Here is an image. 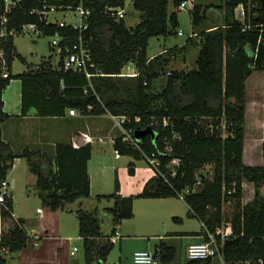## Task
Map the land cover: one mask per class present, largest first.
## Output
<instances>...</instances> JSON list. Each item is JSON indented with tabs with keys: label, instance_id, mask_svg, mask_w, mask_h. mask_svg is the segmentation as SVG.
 I'll return each instance as SVG.
<instances>
[{
	"label": "trees",
	"instance_id": "trees-1",
	"mask_svg": "<svg viewBox=\"0 0 264 264\" xmlns=\"http://www.w3.org/2000/svg\"><path fill=\"white\" fill-rule=\"evenodd\" d=\"M9 1L0 0V122L9 118L3 110V92L12 80H19L21 117L31 109L36 117L43 118L64 117L69 110L80 116H124L129 119L124 128L148 132L139 139L134 135L137 147L123 143L119 134L113 139V150L120 156L145 160L148 165L146 159L153 155L158 163L157 168L149 165L154 176L137 195L121 196L115 177L113 193L96 196L99 201H113L112 207L104 209L113 223L109 235L101 233L96 212H76L85 264H106L114 247L109 240L114 225L133 217L135 199L180 196L189 217L201 224L199 233L186 235L202 237L204 228L213 234L224 264H264V197L260 196L264 166L243 162L246 81L254 72H264V0H222L218 7L204 8L197 0H129L139 13L134 27L105 12V7L123 6L127 0ZM183 2L190 9L194 28L205 18L210 25L192 32L196 40L188 37L183 45L148 58L149 39L177 35ZM79 5L91 12L82 32L83 46L94 64L89 71L103 76L88 80L83 73L64 70L63 53L58 54L56 65L51 58L42 59L36 68L27 65L23 73L13 75L14 60L25 63L13 41L26 25H35L43 37H67L69 48L78 44L77 30L70 25L60 27L56 21H48L47 15L51 9L58 13ZM238 6L243 9L242 20L235 17ZM211 10H216V15ZM12 31L14 35H10ZM192 45L198 47L195 67L170 75L167 72L164 86L155 91L154 81L162 76L170 58ZM127 65H134L140 75L118 77ZM261 152L264 162V139ZM18 158L26 161L35 176V190L43 208L57 212L65 204L89 197L90 143L78 147L71 141L56 144L50 158L28 148L15 155L0 142V182ZM128 168L133 175L135 164L129 162ZM207 168L210 172H205ZM244 182L254 186V197L247 204H242ZM12 210L11 196L1 209L0 250L8 253L0 254V264L6 263L7 255L33 248L24 220L15 219ZM154 252L159 253L160 264L171 262L176 254L173 247L160 241ZM212 259L189 260L186 264H211Z\"/></svg>",
	"mask_w": 264,
	"mask_h": 264
},
{
	"label": "rangeland",
	"instance_id": "rangeland-1",
	"mask_svg": "<svg viewBox=\"0 0 264 264\" xmlns=\"http://www.w3.org/2000/svg\"><path fill=\"white\" fill-rule=\"evenodd\" d=\"M222 0H197V3L203 8L206 6L218 7ZM239 10L237 9V16H239ZM190 9L188 6L178 12V24L179 27L176 31H181L183 36L172 35L166 38L163 37H153L148 41L147 47V57L152 58L156 56L159 52L165 50L167 52L172 47L183 45L192 32L203 31L207 26L210 25V21L205 18L202 24L198 28H194L191 22V17L189 13ZM126 15L124 22L127 27H134L139 21V13L134 11L131 2L126 1ZM203 10H201V14ZM216 15V10L214 12ZM48 21L50 22H60L64 21L66 23H72L75 18L72 13H61V12H49L47 15ZM240 18V17H239ZM196 40V37H193ZM14 46L17 52L25 58L26 62L15 59L12 63V73L14 75L23 73L27 69V65H31L36 68L42 59L51 58L53 65L58 62V53L55 48L50 50L51 38L49 37H39L34 38L30 34H22L14 38ZM198 53V47L195 45L188 46L184 53H178L176 56L170 58V63L165 68L162 76L154 81V90L160 91L164 86L167 78V72L180 71V70H190L195 66V60ZM167 54V53H166ZM136 71L134 65H127L121 71L122 74L134 73ZM77 116H80L79 114ZM79 120V119H78ZM82 119L78 122L81 123ZM82 124V123H81ZM97 126L100 130L97 131L95 135L106 137L108 135L111 139L117 137L121 132L120 129L115 125V123L106 117L96 118L93 123L90 122V127L95 128ZM107 136V137H108ZM264 139V72H254L246 81V110H245V124H244V148H243V162L247 166H264L261 152V143ZM93 160H92V177L96 180H100V173L103 168L106 167L110 177L109 182H114L115 174L120 177L123 184H127L129 191H133L138 182L146 176H151L153 170L145 162V160H136L129 156H120L118 159H114V150L112 144L106 140L101 139L100 142H95L93 145ZM23 162V161H22ZM133 162L135 164L136 177L135 174L131 175L129 173L128 163ZM101 166V169H100ZM25 163H17L13 177L15 178V189L14 196L16 204V213L22 215L26 220L24 229L27 231L29 237L31 233L37 232L39 235L40 230L48 231V235H55L58 238L70 240L68 241V249L72 250L76 247L75 252L76 258L80 262L84 261V251L82 248V241L78 237V220L76 218V212L80 209L87 212H96L100 220L101 233L105 236L108 235L113 227L111 215L105 213L104 209L112 207V201H98L96 199V192L92 189L90 195L86 199L75 201L71 204H65L63 210L57 212H46V208L42 207L41 200L37 195L35 186L27 184L24 175ZM103 171V172H104ZM117 171V172H115ZM205 172H210L207 168ZM112 193V192H111ZM260 196L264 197V187L260 190ZM254 197V186L251 183H243V199L242 204H247L252 201ZM80 202L82 204L79 206ZM174 204L182 208L184 211V205L182 199L178 198L174 201ZM141 209V207H139ZM226 208V206H225ZM39 210V212H37ZM142 214V213H141ZM185 219V225L183 230L186 231H197L198 222L194 219H187L182 214ZM137 220V219H135ZM139 220V219H138ZM125 221V220H123ZM122 221V223H123ZM125 223V222H124ZM170 224V223H169ZM59 226V230L57 228ZM121 225H114L115 228H119L121 236L125 237V233L121 231ZM42 227V228H41ZM4 228V226H3ZM38 228V229H37ZM33 229V230H32ZM51 232V233H50ZM157 232L156 230H135L133 232L136 236L145 237L146 241L149 242V251H154V245L158 243V240H154L152 236ZM162 236L166 233L163 231ZM46 234V233H44ZM52 237V236H49ZM65 242V241H64ZM45 243V240L40 243ZM67 243V242H66ZM129 245H132L129 244ZM171 245V244H170ZM186 239L183 241L181 246L175 244V257L169 264H184L187 262L186 255ZM65 248V247H63ZM59 257L62 260V256L65 254L63 250ZM38 250L39 248H33ZM32 251V249H28ZM132 250H126V252H120L119 250V240L114 242V247L110 254L108 255L106 264H132ZM18 257L19 254L14 255ZM74 259V258H73ZM18 261V259H17ZM7 264H16V259L14 257L8 260ZM211 264H224L220 256H216L212 259Z\"/></svg>",
	"mask_w": 264,
	"mask_h": 264
},
{
	"label": "crops",
	"instance_id": "crops-1",
	"mask_svg": "<svg viewBox=\"0 0 264 264\" xmlns=\"http://www.w3.org/2000/svg\"><path fill=\"white\" fill-rule=\"evenodd\" d=\"M210 13L214 15L213 10H211ZM32 69L34 68L32 67ZM11 73H12V68H11ZM2 100H3V110L9 116V118L6 119L4 122H0V142L7 144L15 155H18L22 149L28 148L31 150H38L41 153L52 158L54 156V147L56 144L68 143L70 141L72 142V144L75 143L76 145H84L86 142L90 143L91 159L88 163L90 191L92 192V189H94V191L97 194L96 196L109 195L111 194V192L113 193L114 182H109L108 178L110 177V175L108 174V171L107 172L104 171L106 170V167L103 168L104 172L102 171L100 173L99 181H96L92 177V173H93L92 160L94 157L92 145L95 142H100L101 139H106L111 144L113 142V139H111L108 135H106V137L95 135L97 134L96 132L100 130L97 126H95V128L92 127V129L90 127V122L93 123L95 119L99 117H106L105 115L99 117L70 116L66 112L64 117L43 118V117H36L35 110L31 109L27 116L21 117L20 116L21 82L19 80H12L10 82L9 86L3 92ZM78 119L79 120L82 119L81 121L82 124L78 122L79 121ZM83 137L87 138L85 143ZM118 157L120 156L114 154V159H118ZM17 163H25L24 175L26 177L25 180H27V184H31L35 186L36 178L34 175H32L29 172L28 165L26 161L22 158H18L14 160L13 166L7 175V180L10 183V193L13 200L12 216L15 219L24 220V225H25L26 220L22 217V215L16 213V204L14 203L16 198L14 196V191H13L15 189V178L12 175L14 173V169ZM134 174L135 175L133 177H136V172H134ZM115 176L117 177L119 182V194L123 197H127L130 195H137L138 193H140L146 182L152 176H154V172L150 177L149 176L143 177L138 182V185L135 186V189H132L133 191H129L128 187L126 186L127 184H123L120 177L117 176L116 174ZM177 199L178 198L135 199L132 204L133 217L130 220H125L123 221V223L122 222L120 223L122 224L121 231L125 233V237L121 236L118 228V232H119L118 240H119L120 252L121 253L126 252V250H130V249L132 250L133 253L136 251H149V247H150L149 242L146 241L145 237L134 235L133 232L135 230H140V231L151 230V229L156 230L159 233L151 235L150 237L157 236L154 237V240H158V243L159 241L166 243L167 245L173 247L174 249H175V244L181 246L185 239L188 245L201 242L202 238L199 235L197 236L186 235L190 233H196V234L199 233L201 230V224L195 218L189 217L188 207L184 202H183V205L185 207L184 211L182 210V208L174 204V201H177ZM102 200L112 201L107 199H101L100 201ZM81 204L82 202H80L79 206ZM112 205H113V201H112ZM139 207H141V209ZM45 210H47L46 212H49L48 209ZM182 214L184 217H187V219L189 218L196 220L198 222L199 229L195 232L183 230L182 228H184L185 219L182 217ZM174 218H177V220H174ZM57 228L59 230L58 225ZM163 231L166 233L165 236H162ZM40 233L43 234L42 235L40 234L42 238L38 243L37 246V248H39L38 250H34L33 248L36 247H33L32 251L26 249L17 253L19 254L18 257L14 256L16 254L7 255L5 264H7L8 260L12 259L13 257L14 260L16 259V264H85L84 261L80 262V260L76 258L75 252L77 250L74 252L73 255L71 254L73 249L72 250L68 249L69 247L67 240L58 238L56 236L57 234L48 235V231L46 229L45 231L40 230ZM43 239L45 240V243L40 244L43 241ZM131 243L132 245H129ZM158 243H156L154 247ZM62 248L65 251V254L62 256L63 258L61 260L59 255L61 254L60 251H62ZM188 261L189 260L187 258V262Z\"/></svg>",
	"mask_w": 264,
	"mask_h": 264
},
{
	"label": "built area",
	"instance_id": "built-area-1",
	"mask_svg": "<svg viewBox=\"0 0 264 264\" xmlns=\"http://www.w3.org/2000/svg\"><path fill=\"white\" fill-rule=\"evenodd\" d=\"M6 3H9V0H5ZM180 7L182 9L187 7V3L183 2L181 3ZM237 9L239 10V16H237ZM50 12H54L52 9ZM105 12L109 13L110 16L115 17L116 20H121L125 18L126 15V1L123 6L119 7H105ZM64 14L72 13L75 20L72 23H66L64 21L57 22V24L62 26H71L74 30H77L79 32L78 37V44L73 45L71 48L67 46V43L69 42L67 37H63L59 34H54L53 36L49 37L51 38V46L56 49L58 54H62V67L64 70H70L73 72L83 73L86 78L89 80L96 76H103L98 74H93L89 71V69L94 68V64L91 62L89 50L86 49L83 46V36L82 32H84L88 26V18L90 16V10L84 8L82 5L77 6L74 9H70L65 12H61ZM243 9L242 6H238L235 9V17L239 20L243 19ZM240 17V18H239ZM3 23L5 20L2 21ZM22 34H30L34 38L42 37V31L37 29L35 25H26L22 28ZM3 33L0 34L2 36ZM10 35H14V32H10ZM178 36H183V33L181 31L177 32ZM195 34H192L189 37H194ZM60 42H64L63 46H60ZM2 56L0 52V57ZM140 75L139 71H135L134 73H128V74H120L118 77H125V78H135ZM168 75H170V72H168ZM6 74H3L2 77L6 78ZM68 114L70 116H77L78 113L75 110H69ZM107 117L112 120L115 125L120 129V134L122 136V142L137 147L136 139L134 137L135 132L131 129L124 128V124L129 122V119L124 116H112L110 114L107 115ZM84 138V143L87 140L86 137ZM87 143V142H86ZM74 147H78L79 145H76L75 143L72 144ZM115 155H118L117 151H114ZM149 163V165L152 168H157L158 163L156 159H154L153 155L151 157H147L146 159ZM9 172V171H8ZM8 175V173H7ZM7 175L4 177V179L0 182V231H1V209L4 208L5 201L11 197L10 193V183L7 180ZM182 196H180V199ZM39 212V210L37 211ZM206 234L202 236V240L199 243L190 244L186 248V255L188 260H204L209 258H214L218 256L217 247L215 244L214 235L207 232L206 229L204 230ZM225 235V234H224ZM222 235V237L224 236ZM31 243L33 247H37L38 243L40 241V235L38 233L32 232L31 236ZM119 239V232L118 227L115 228V232L113 236L110 237L109 240H111L113 243ZM67 241H70L69 239ZM77 249L74 247L71 254L73 255L74 252ZM1 255H6L8 253L7 250L2 248ZM159 253H155L154 251H136L132 254V263L133 264H160L159 263Z\"/></svg>",
	"mask_w": 264,
	"mask_h": 264
},
{
	"label": "water",
	"instance_id": "water-1",
	"mask_svg": "<svg viewBox=\"0 0 264 264\" xmlns=\"http://www.w3.org/2000/svg\"><path fill=\"white\" fill-rule=\"evenodd\" d=\"M148 130H143V131H136L135 136L137 139H139L142 135H144Z\"/></svg>",
	"mask_w": 264,
	"mask_h": 264
}]
</instances>
